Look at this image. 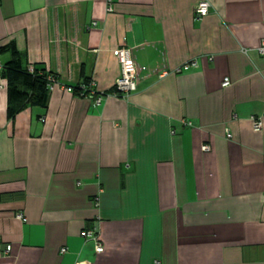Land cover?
<instances>
[{"label": "crops", "instance_id": "crops-1", "mask_svg": "<svg viewBox=\"0 0 264 264\" xmlns=\"http://www.w3.org/2000/svg\"><path fill=\"white\" fill-rule=\"evenodd\" d=\"M200 1L0 0V46L59 80L10 120L0 54V264H264V0ZM123 42L145 69L104 95Z\"/></svg>", "mask_w": 264, "mask_h": 264}, {"label": "built area", "instance_id": "built-area-1", "mask_svg": "<svg viewBox=\"0 0 264 264\" xmlns=\"http://www.w3.org/2000/svg\"><path fill=\"white\" fill-rule=\"evenodd\" d=\"M107 9L108 11H113L114 7V0H107ZM211 3L209 0H201L196 8H195V19L202 20L205 16H207L210 12ZM97 25V22L94 21L91 25L88 26V28L94 27ZM257 52L260 55L264 56V39L261 41L259 46L256 48ZM116 55L121 65V72L119 76L116 78L115 85H114V91L110 93H103L104 95L113 94L115 96H121V97H128L132 92L137 90V84L139 80L140 71L142 69H145L144 66H138L135 62L132 53L131 48L127 46L124 42L121 46L116 48ZM198 62L197 60H192L190 62H187L183 64V66L179 67L177 71L182 70H189L190 68L197 67ZM33 69V66L30 67ZM49 79V89L52 91L54 87L59 83L57 75L50 73L48 76ZM229 79H225V85L229 84ZM93 85V82L84 83L81 86V95H85V92L90 90ZM69 90H73V87H69ZM102 96L99 95L96 98V103L101 102ZM254 126L256 129H260L263 125L261 117H254ZM42 121H45V117L41 118ZM187 124L191 125V122H186ZM228 136L231 137V133H228ZM203 150H210V146L205 144L203 145ZM17 218L26 221L27 218L24 215L23 212L19 211L16 213ZM81 235L85 237L86 239L92 240L95 242V250L96 252H102L104 249L103 243L100 239V233L97 228L91 227L88 229H84L81 232ZM12 246L9 244L7 245L6 251L9 252L11 250ZM63 252L66 251V248L62 249ZM91 264V263H90ZM156 264H162L161 261L157 260Z\"/></svg>", "mask_w": 264, "mask_h": 264}, {"label": "trees", "instance_id": "trees-1", "mask_svg": "<svg viewBox=\"0 0 264 264\" xmlns=\"http://www.w3.org/2000/svg\"><path fill=\"white\" fill-rule=\"evenodd\" d=\"M8 51L11 53V59L2 65L1 75L6 81L7 117L14 120L17 114L30 106H48L51 93L48 76L52 72L36 66L31 69L30 65H25L22 53L14 41L0 46V54ZM81 87V85L74 87L73 91L81 94ZM113 91L114 88L104 93Z\"/></svg>", "mask_w": 264, "mask_h": 264}, {"label": "bare ground", "instance_id": "bare-ground-1", "mask_svg": "<svg viewBox=\"0 0 264 264\" xmlns=\"http://www.w3.org/2000/svg\"><path fill=\"white\" fill-rule=\"evenodd\" d=\"M80 264H90V262L85 261V262H81Z\"/></svg>", "mask_w": 264, "mask_h": 264}]
</instances>
